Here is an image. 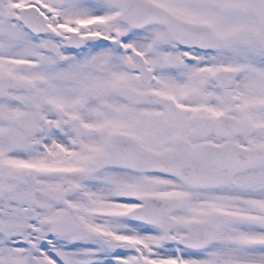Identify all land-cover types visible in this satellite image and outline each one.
Listing matches in <instances>:
<instances>
[{
  "label": "snow or ice",
  "instance_id": "1",
  "mask_svg": "<svg viewBox=\"0 0 264 264\" xmlns=\"http://www.w3.org/2000/svg\"><path fill=\"white\" fill-rule=\"evenodd\" d=\"M0 264H264V0H0Z\"/></svg>",
  "mask_w": 264,
  "mask_h": 264
}]
</instances>
